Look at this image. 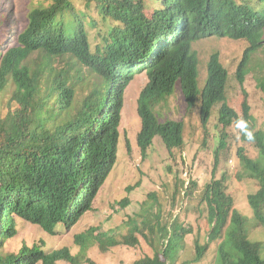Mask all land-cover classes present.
Here are the masks:
<instances>
[{
    "label": "trees",
    "instance_id": "obj_1",
    "mask_svg": "<svg viewBox=\"0 0 264 264\" xmlns=\"http://www.w3.org/2000/svg\"><path fill=\"white\" fill-rule=\"evenodd\" d=\"M82 1L84 10L74 0L32 2L26 23L20 28L16 25L14 41L7 40L0 47V264H57L61 260L96 264L68 247L47 252L38 244H25L17 252L1 250L17 235L19 220L55 234L58 226L71 228L93 209L117 161L126 93L123 83L130 76L123 67L135 63L147 62L139 69L149 79L138 99L137 144L142 154H147L158 135L170 151L184 144V122H161L153 111L177 82L189 108L201 102L205 125L214 106L221 104L219 122L224 133L215 149L214 170L221 158L229 160L231 147L225 130L237 128L240 140L259 149V156L252 158L244 146H238L236 177L256 183L257 189L247 199L254 219L264 226V131L255 129L257 119L246 90L242 113L228 104L229 75L218 52L210 57L208 77L200 87L199 56L187 40L191 34L186 23L187 12H192L193 34H227L246 40L236 76L243 84L255 72L264 94V62L253 60L264 47V0H163L149 15L145 0ZM1 18L4 22L6 15ZM94 26L99 27V35L92 40L89 32ZM122 78L121 85L113 86L115 79ZM87 84L88 92L82 90V98L77 99L78 88ZM238 121L247 128L238 127ZM246 131L253 132V140H248ZM227 171L219 178L213 176L204 189L213 224L208 240L201 243L196 238L194 258L180 264L202 261L210 245L219 241L218 264H264V244L249 237L248 218L234 207L228 192ZM196 185L190 180L186 187L182 180L176 192L186 187L184 194L192 195ZM160 215V211H150L141 221L130 218L122 223L128 226L125 234L121 225L108 231L92 227L78 234L76 242L83 250L97 243L107 251L117 245L137 246L142 235L154 254L131 264H178L186 238L194 231L179 222L178 216L164 226Z\"/></svg>",
    "mask_w": 264,
    "mask_h": 264
},
{
    "label": "rangeland",
    "instance_id": "obj_2",
    "mask_svg": "<svg viewBox=\"0 0 264 264\" xmlns=\"http://www.w3.org/2000/svg\"><path fill=\"white\" fill-rule=\"evenodd\" d=\"M35 1L0 0V21L4 20L1 17L6 15L5 21L0 22V47L6 45L7 40L8 42L14 41L16 25L17 28H20L26 23L28 10L32 7V2ZM74 2L78 9H86L82 0H74ZM145 3V12L149 15L154 8L162 6L163 0H145ZM87 12L89 11L87 10ZM91 14L98 20L96 10H93ZM85 19L91 18L89 16ZM14 21H17V24ZM100 23L99 27L103 22L100 21ZM186 23L188 33L191 34H188L187 40L190 41L191 50H196L199 56L201 87L207 80L210 57L218 52L229 75L226 91L228 104L242 113L244 90H246L253 117L257 119L256 124L253 120L255 129L264 131V94L257 86L255 72L248 75L243 84L238 81L236 76L238 65L248 42L233 39L227 34L201 32L193 34L192 28L195 21L192 12H187ZM99 27L90 28L89 34L92 40L95 35H99L97 31ZM253 60H263L264 62V47L254 55ZM125 71L127 75H130L127 78L124 77L125 83H123L124 78L115 79L113 85L119 86L123 83L126 91L117 161L99 191L93 209L71 228L58 226L55 234L46 232L39 225L26 220H19L17 235L6 241L1 251L4 253L17 252L25 244L29 246L38 244L47 252L68 247L73 254H82L92 259L96 264H131L142 256L154 254V249L142 235H139L140 243L137 246L117 245L107 251H102L97 243L89 244L83 250L82 246L76 242V236L87 232L92 227H100L108 231L118 225H121L120 229L125 234L128 233V226L122 224L123 222L130 220V218L141 221L150 211L153 214L160 211L162 225H170L178 216L179 222L184 226L192 227L194 232L187 236L184 249L180 251L178 264L186 260L191 261L195 255L196 238L204 243L208 240V233L213 226L209 221L207 202L203 199L204 189L212 181L213 176L219 178L226 170L230 176L228 192L234 198V207L248 218L246 227L249 231V237L253 241L264 244V226L259 225L254 219L247 199L248 194L255 192L257 185L253 180H241L236 177L237 169L240 168V161L237 156L238 146H244L252 158L259 156V149L253 143L240 140L239 130L230 127L225 130L226 142L231 147L229 160L226 163L221 158L219 167L214 170L215 149L219 144V138L224 133L219 122L221 104L214 106L205 125L200 113L201 103L198 102L194 107L189 108L182 93L181 85L177 82L174 91L160 99L153 111L161 122L166 120L184 122V144L170 151L158 135L155 136L153 144L144 156L137 144V133L141 127L138 99L149 79L144 70L140 71L138 66L125 67ZM82 90L87 93L88 84L83 89L78 88L77 99L82 98ZM128 140L129 146H127ZM213 171L216 172L214 175ZM182 180L185 181V186L189 184L190 180L197 183L192 195L184 194L187 186L182 188L180 194L176 192V185L180 189ZM137 183L139 185L134 189H128ZM126 201L128 202L126 203ZM114 231H119V229ZM219 242L210 245V250L202 261L191 264H218L217 246ZM57 264L71 263L61 260ZM81 264L89 263L83 261Z\"/></svg>",
    "mask_w": 264,
    "mask_h": 264
},
{
    "label": "clouds",
    "instance_id": "obj_3",
    "mask_svg": "<svg viewBox=\"0 0 264 264\" xmlns=\"http://www.w3.org/2000/svg\"><path fill=\"white\" fill-rule=\"evenodd\" d=\"M153 57L154 56H152L151 57V59H153ZM147 64V62H142V63H135V64H130V65H126V66H124L123 67V70H124V72H126L125 71V67H133V66H135V67H137L138 66V68L139 67H141V66H143V65H146ZM198 68H199V66H198ZM140 70V69H139ZM131 72V71H130ZM127 74V73H126ZM131 74H133V72H131ZM135 75V74H134ZM208 77V76H207ZM199 85H200V82H199ZM205 85V84H204ZM203 85V86H204ZM203 86L201 87V85H200V87L201 88H203ZM201 103V102H200ZM232 107V106H231ZM200 111H201V108H200ZM201 113V112H200ZM237 126L238 127H240L242 130H244V129H246L247 128V125L244 123V122H242V121H238L237 122ZM246 136H247V138H248V140H253L254 139V134H253V132L252 131H246Z\"/></svg>",
    "mask_w": 264,
    "mask_h": 264
},
{
    "label": "bare ground",
    "instance_id": "obj_4",
    "mask_svg": "<svg viewBox=\"0 0 264 264\" xmlns=\"http://www.w3.org/2000/svg\"><path fill=\"white\" fill-rule=\"evenodd\" d=\"M146 67H149V66H145V68H143V69H146Z\"/></svg>",
    "mask_w": 264,
    "mask_h": 264
}]
</instances>
